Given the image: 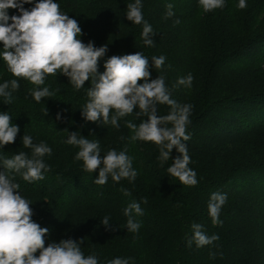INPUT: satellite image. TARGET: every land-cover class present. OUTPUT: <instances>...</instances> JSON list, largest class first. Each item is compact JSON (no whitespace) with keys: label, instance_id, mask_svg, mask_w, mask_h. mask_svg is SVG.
I'll list each match as a JSON object with an SVG mask.
<instances>
[{"label":"trees","instance_id":"trees-1","mask_svg":"<svg viewBox=\"0 0 264 264\" xmlns=\"http://www.w3.org/2000/svg\"><path fill=\"white\" fill-rule=\"evenodd\" d=\"M36 2L23 7L30 10ZM55 2L79 22V38L85 44L107 45L98 62L100 72L112 55L142 52L149 59V82L162 76L170 97L178 105L192 106L186 127L190 139L182 143L197 184L184 185L168 173L175 158H182L176 147L167 161H161L159 145L131 140L134 131L127 122L139 126L149 119L136 115L138 106L119 119L118 128L111 124L115 109L106 124L103 117L88 121L83 108L90 99L91 80L76 89L70 77L57 70L37 86L14 77L0 56V84L12 79L20 84L10 104L0 96V114L8 112L20 129L14 143L0 145V174L20 185L32 220L49 229L45 246L75 240L84 256L95 255L98 264L117 257L129 259V264H264V0H246L243 9L239 0H224L223 7L209 12L199 0H141V24L127 18V5L135 0ZM8 14L21 13L9 8ZM145 22L153 29L151 45L141 35ZM2 47L0 42V53ZM160 56L164 64L155 68L152 57ZM189 74L190 87L178 83ZM43 87L53 95L37 102L32 91ZM170 111L167 104L157 105L160 116ZM73 132L98 142L101 157L111 149L126 152L137 172L135 179L116 182L109 175L106 184H96L99 168L85 170L83 160L76 159L79 146L67 143ZM24 135L31 136L34 145L45 143L52 149L41 158L49 169L42 180L25 181L24 170H7L2 162L20 152L32 158V148L23 146ZM215 192L227 196L216 224L208 212ZM133 202L143 211L133 214L141 225L137 231L128 230L124 214ZM105 217L107 225L102 223ZM193 224L219 239L202 247L193 240L189 247Z\"/></svg>","mask_w":264,"mask_h":264},{"label":"clouds","instance_id":"clouds-1","mask_svg":"<svg viewBox=\"0 0 264 264\" xmlns=\"http://www.w3.org/2000/svg\"><path fill=\"white\" fill-rule=\"evenodd\" d=\"M25 3H32V0H0V42L3 44L0 56L12 75L40 86L44 85L46 75H54L57 70H62L61 73L70 77V83L76 89L82 88L86 81L91 80L92 86L88 91L90 99L83 109L86 119L92 122L103 117L102 121L108 123L110 110L115 109L111 124L118 128L119 119L133 113L138 106L140 112L136 115H146L149 119L139 126L131 121L127 122V126L134 131L131 140L151 141L159 145L161 161H167L172 149L176 147L182 153V158H175L167 169L168 173L184 185H196V172L188 167L190 156L186 145L182 143V140L190 139L186 127L190 123L192 106L178 105L170 97L162 76L149 82V59L142 52L112 55L105 61V71L100 72L98 62L105 56L107 45L97 48L91 42L85 44L79 38L82 35L79 22L62 13L55 0H37L30 10L23 7ZM199 3L205 12L224 6V0H199ZM238 7H247L246 0H239ZM9 8H18L21 14L9 16ZM127 8L126 14L130 21L134 24L144 21L141 0H135ZM167 15H173L171 4L168 5ZM150 33H153V29L145 22L141 35L147 45L153 43ZM152 60L155 68H160L165 57H152ZM141 80L144 82L139 83ZM191 82L190 74L178 81L189 87ZM19 87L17 79L5 81L0 84V96L10 104L13 91ZM52 95L48 87L32 91L37 102ZM158 104L169 105V114L158 115ZM57 118H60L59 114ZM11 121L12 116L8 112L0 114V145L11 144L16 140L20 129ZM169 123L172 127H167ZM22 142L24 147L32 148V158L20 152L12 158L4 159L3 164L7 170H14L16 173L24 170L22 176L25 181L42 180L43 172L49 169L41 158L45 154H51V147L45 143L34 145L29 135H24ZM67 143L79 146L76 159L83 160L85 170L95 172L99 168V177L94 181L98 185L106 184L109 175L116 182L122 178L134 180L137 175L132 167V159L124 151L111 149L101 157L98 142L78 136L77 132L70 134ZM19 188L20 185L5 173L0 174V264H98L95 255L84 256L75 240H61L45 246V236L49 229L32 220L30 203L20 194ZM123 191L125 195L130 194L127 189ZM226 200V194H212L208 212L214 224L219 222V214ZM144 202L147 203L146 198ZM134 213L143 215L138 202L130 203L124 210L128 217L127 228L131 231H137L141 226L133 219ZM102 223L107 225L109 218L105 217ZM192 228L194 234L188 241L189 247L193 240L197 247H202L219 239L217 235L209 237L202 232L200 224H193ZM38 251L39 255H36ZM108 264H129V259L117 257Z\"/></svg>","mask_w":264,"mask_h":264},{"label":"rangeland","instance_id":"rangeland-1","mask_svg":"<svg viewBox=\"0 0 264 264\" xmlns=\"http://www.w3.org/2000/svg\"><path fill=\"white\" fill-rule=\"evenodd\" d=\"M55 75H57V74H55Z\"/></svg>","mask_w":264,"mask_h":264}]
</instances>
